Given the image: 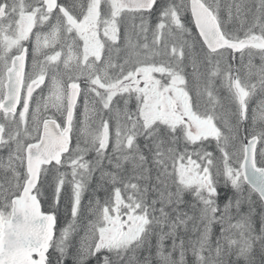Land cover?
Wrapping results in <instances>:
<instances>
[{
  "label": "snow or ice",
  "instance_id": "6c2138e0",
  "mask_svg": "<svg viewBox=\"0 0 264 264\" xmlns=\"http://www.w3.org/2000/svg\"><path fill=\"white\" fill-rule=\"evenodd\" d=\"M0 264H264V0H0Z\"/></svg>",
  "mask_w": 264,
  "mask_h": 264
},
{
  "label": "flooded vegetation",
  "instance_id": "af4514ba",
  "mask_svg": "<svg viewBox=\"0 0 264 264\" xmlns=\"http://www.w3.org/2000/svg\"><path fill=\"white\" fill-rule=\"evenodd\" d=\"M257 63H258V61H257Z\"/></svg>",
  "mask_w": 264,
  "mask_h": 264
}]
</instances>
